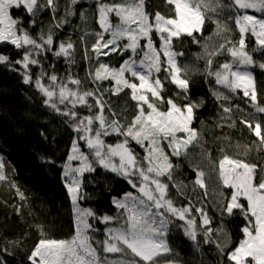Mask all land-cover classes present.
Returning <instances> with one entry per match:
<instances>
[{"label":"trees","instance_id":"1","mask_svg":"<svg viewBox=\"0 0 264 264\" xmlns=\"http://www.w3.org/2000/svg\"><path fill=\"white\" fill-rule=\"evenodd\" d=\"M203 1L201 32L174 36L165 46L155 33H149L136 50L116 34L123 32L119 8L134 5L151 20L175 19L177 8L169 0H37L34 14L23 6L10 8L17 34L29 37L33 45L18 48L0 43V264H36L31 256L41 243L69 242L76 233L63 170L77 138L71 115L82 117L90 111L68 101L57 110L45 92L52 86H81L103 100L105 117L134 120L137 106L132 96L127 91L115 93L113 79L99 81L96 74L101 66L117 71L129 61L149 66L147 59L152 55L147 42L162 52L154 57L156 68L149 72L154 84L161 82L164 109L168 104L191 107L188 134L192 140L178 154L165 149L170 168L164 182L185 215H193L197 222L202 216L209 220L208 230L196 235L174 219L179 230L168 237L169 254L153 264H236L230 256L245 239V230L254 232L253 218L244 199L239 201L241 208L228 211L233 190L223 185L218 165L226 158L251 167L254 187L264 180V46L246 34L254 101L218 83L213 73L231 59L228 47L241 40L237 20L250 12L235 0ZM104 7L109 8L110 27L101 20ZM252 15L264 20V7ZM215 38L223 40L225 48L207 58L204 47ZM164 50L174 55L184 84L174 82L161 69L167 60ZM130 147L142 154L140 148ZM199 176L203 189L195 185ZM131 179L97 163L83 176L78 202L92 215L88 223L94 238L103 237L107 226L124 217L113 201L133 191ZM174 181L180 197L172 190ZM123 256L129 262L147 264L130 253L129 258Z\"/></svg>","mask_w":264,"mask_h":264},{"label":"rangeland","instance_id":"2","mask_svg":"<svg viewBox=\"0 0 264 264\" xmlns=\"http://www.w3.org/2000/svg\"><path fill=\"white\" fill-rule=\"evenodd\" d=\"M169 1L177 8L175 19L159 16L151 20L141 7L134 5L119 8L123 32H117V36L127 39L132 49L136 50L138 42L149 33H155L160 43L165 46L174 36L192 35L202 31L204 17L200 6L205 4L203 0ZM235 3L250 14L244 12L238 18L237 27L241 40L232 45L233 47H228L231 59L213 75L218 83L240 90L254 101L255 84L250 73L251 60L245 51L244 41L246 34H250L258 46H264V20L252 15V11L259 12L263 9L264 0H235ZM18 6L25 7L31 14L38 7L37 0H0V43L8 42L18 48L32 46L33 42L29 37L17 34L15 22L9 17L10 8ZM100 16L105 27H110L108 7L101 8ZM102 36L99 37L100 41ZM209 43L204 47L207 58L212 57L217 49L216 55H220L225 48L221 39L215 38L213 43ZM147 47L152 55L147 59L149 66L129 61L117 71H109L106 66H101L96 74L99 81L112 78L115 93L127 91L132 96L137 106L134 120L125 122L124 119L120 121L110 115L105 117L103 100L86 93L81 86H52L50 91L44 90L48 101L57 110H61L68 101L75 107L90 111V114L82 117L71 115L77 138L63 170L64 184L72 205L75 236L69 242L41 243L31 256L32 262L136 264L123 256L129 258L130 253L147 264H153L157 258L169 254L168 237L179 230L176 223H172L174 219L187 224V229L190 228L189 231L196 235L200 231L208 230L209 220L202 216L200 222H197L193 215H185L186 211L178 207V202L173 201L174 196L169 193L164 182L170 168L165 149L178 154L192 140L188 134L191 107L180 109L168 104L164 109L159 91L162 88L161 82L154 84L150 80L149 72V69L156 68L154 57L162 52L155 50L152 42H147ZM164 53L167 60L162 63L161 69L163 67L167 70L166 73L173 77L174 82L184 84L180 81L181 74L173 59L174 55L169 50H164ZM28 58L29 55L26 54L24 64ZM56 92L59 97L55 95ZM255 134H258V128L255 129ZM131 144L138 150L140 148L142 154L135 153L130 147ZM94 163L118 171L123 176H132L133 185L132 192L113 201L124 217L116 224L107 226L103 237L98 238L90 235L88 220L91 213L78 202L83 176L91 171ZM218 170L223 185L233 190L228 211L241 208L239 201L244 199L254 224V232L245 230V239L231 254L230 259L236 264H264V180L258 187H254L252 168L226 158L219 162ZM195 183L197 187L204 188L201 176L197 177ZM172 190H177L178 193L175 194L180 197L181 190L176 181L172 183ZM196 211L199 214V210ZM186 233L190 235L189 232Z\"/></svg>","mask_w":264,"mask_h":264}]
</instances>
